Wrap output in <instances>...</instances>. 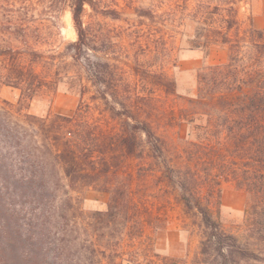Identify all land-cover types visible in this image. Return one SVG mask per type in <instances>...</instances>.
<instances>
[{"label": "trees", "instance_id": "16d2710c", "mask_svg": "<svg viewBox=\"0 0 264 264\" xmlns=\"http://www.w3.org/2000/svg\"><path fill=\"white\" fill-rule=\"evenodd\" d=\"M85 5L92 7L93 1H71L76 39L64 53L44 55L35 50L22 25L16 33L21 47L0 39V85L23 88L19 107L25 108L24 99L66 81L82 97L83 61L87 79L94 83V55L88 58L95 52L96 36L83 24ZM228 11L219 29L194 34L193 48L222 46L227 58L197 73L196 97L186 101L181 116L188 123L206 117L205 126L196 127L202 131L197 146L209 149V163L217 171L206 194L218 201L219 176L243 189L249 198L247 219L255 224L247 231L254 241H239L213 220L202 204L200 177L190 166L183 161L173 167L164 163L162 173L176 181L184 209L202 223L203 236L190 264L264 263V31L240 32L237 13L233 7ZM199 38L202 41L196 42ZM162 86L172 94V81L162 77ZM7 106L0 105V264H121L125 238L141 229L124 185L128 175L125 179L119 175L124 159H140L145 144L162 157L173 143L122 106L120 111L109 109L122 117L118 132L102 130L83 102L71 115L45 118L26 114L18 119ZM221 140L228 146V157L218 148ZM89 189L107 194L104 210L87 213L80 208L77 196ZM175 261L166 258L162 264Z\"/></svg>", "mask_w": 264, "mask_h": 264}, {"label": "rangeland", "instance_id": "374dc122", "mask_svg": "<svg viewBox=\"0 0 264 264\" xmlns=\"http://www.w3.org/2000/svg\"><path fill=\"white\" fill-rule=\"evenodd\" d=\"M72 0H0V39L13 47L23 43L17 32L22 25L29 34L28 42L44 55L64 53L76 39L72 27ZM85 5L82 21L96 36V79H87V62L83 61L85 90H78L66 81L55 90H41L19 107L22 87L0 85V105H8L13 115L23 119L71 115L80 102L88 105L90 114L102 130L122 129V117H115L110 108L130 109L141 121L149 123L160 137L171 141V150L157 157L142 146V157L125 158L119 175L132 197L135 215L141 229L133 238H125L121 264H162V259H177L176 264H190L203 236L200 217L186 211L180 200L176 181L164 176L163 164L173 167L183 161L195 171L202 184V204L208 208L221 229L241 242L254 241L247 229L255 224L247 219L249 198L231 180L220 181V196H207L208 182L217 171L209 160V149L197 146L206 117L188 123L181 110L197 91V73L209 65L225 62L227 50L222 46L193 48L195 32L219 29L220 19L233 7L237 13L239 31L255 28L264 31V0H92ZM232 3V4H231ZM197 41H202L200 38ZM66 61H69L67 59ZM73 75V70H70ZM162 77L173 82L172 94L165 92ZM116 85V88L114 87ZM122 106V107H121ZM22 108V109H21ZM165 137V138H166ZM220 139L222 134H218ZM144 141V137L141 138ZM218 147L228 157L227 145ZM121 182V181H119ZM75 196L74 194H71ZM79 197L80 208L87 213L106 207L107 194L93 189ZM150 259L151 263L145 261ZM136 259V260H135ZM245 264H264L251 261Z\"/></svg>", "mask_w": 264, "mask_h": 264}]
</instances>
